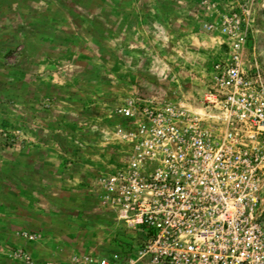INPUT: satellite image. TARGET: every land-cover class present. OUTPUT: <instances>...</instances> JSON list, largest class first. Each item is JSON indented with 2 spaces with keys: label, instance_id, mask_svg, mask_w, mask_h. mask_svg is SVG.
<instances>
[{
  "label": "rangeland",
  "instance_id": "374dc122",
  "mask_svg": "<svg viewBox=\"0 0 264 264\" xmlns=\"http://www.w3.org/2000/svg\"><path fill=\"white\" fill-rule=\"evenodd\" d=\"M237 35L264 82V0H0V264L134 257L103 185L131 147L118 109L204 115Z\"/></svg>",
  "mask_w": 264,
  "mask_h": 264
},
{
  "label": "built area",
  "instance_id": "2783aa9c",
  "mask_svg": "<svg viewBox=\"0 0 264 264\" xmlns=\"http://www.w3.org/2000/svg\"><path fill=\"white\" fill-rule=\"evenodd\" d=\"M243 44L237 35L213 64L204 115L169 102L119 107L131 147L103 185L142 236L124 262L80 264H264V82L243 68Z\"/></svg>",
  "mask_w": 264,
  "mask_h": 264
}]
</instances>
